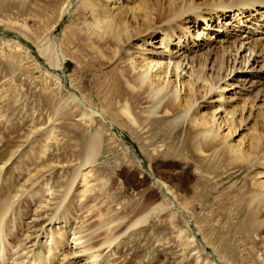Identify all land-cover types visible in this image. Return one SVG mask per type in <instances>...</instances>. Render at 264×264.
I'll use <instances>...</instances> for the list:
<instances>
[{
    "label": "bare ground",
    "instance_id": "obj_1",
    "mask_svg": "<svg viewBox=\"0 0 264 264\" xmlns=\"http://www.w3.org/2000/svg\"><path fill=\"white\" fill-rule=\"evenodd\" d=\"M13 1L16 4L19 2L24 4L28 0ZM255 5H264V0H236L231 3L218 1L207 7L188 4L186 0H168L167 4L160 0L80 1L77 8L72 11L75 27L68 28L70 37L66 38V35H63V41L47 45L42 52L46 53L51 66L61 67L64 57L68 55L63 53V44L67 48L76 45L87 51V57L92 63L97 62L99 68L110 66L109 71L97 78L96 89L92 90L96 91V94L82 95L85 104L82 105L78 99L73 104L67 103L65 107L68 108L58 113L62 120L64 117H71L74 122L71 124L76 127L82 123L91 126L95 118L100 117L101 128L91 133L84 145L79 163V167L82 168H76L60 185L58 179L42 178L43 181L38 182L29 176L31 172H34V175L39 174L45 166L46 160L43 158L48 149L47 141L44 142L45 145L39 144L32 156L27 157L28 162L24 164L23 171L30 172L23 177L24 180L20 182L19 179L16 182V179H13V185H6L3 190H1L3 173L20 148L12 151L10 155L3 157L0 155V236L9 237V241L17 247L16 251L14 249L15 254L21 255L24 251L14 264H59L58 255L67 259L68 264L76 261L80 264H113L112 252H109L122 246L124 243L122 237L127 236L124 233L148 224L157 211L169 210L165 213L169 226L174 228L179 225V208L173 205L170 188L160 181L156 184L164 191L161 201L145 205L124 231L121 232L122 227L116 216L103 217L94 226L87 223L89 216L91 217V206H88L85 196L89 191L90 170L82 172V169L96 162L103 142L102 130L106 131V126L113 127L114 124H118L127 127L136 138H142V148L149 147L152 142L154 144L156 139L161 138V144L153 147L150 156L154 160L159 157L176 158L185 163V172L188 175H195L199 186L193 201L179 202V205L190 214H193L191 205L196 199L205 201L216 189V184L222 181L221 170L224 172L226 166H229V170L232 167L242 169L247 166L255 171L259 164H264V110L260 113L261 127L258 130L252 128V142L246 146L243 141L238 143L229 141L236 132V123L245 120L242 116L239 119L235 118L237 110L232 100L236 91L231 93L232 97L229 96L228 93L233 89L230 86L239 87L238 93H243L253 89L259 81L256 80L257 77L252 79L248 75L250 71H243L244 78L234 80L233 77H229L230 74L220 75L219 71L215 74L213 71L211 74V68L206 70V61L212 48H209L208 41L211 35L203 31L212 27L216 17L217 24H221L219 28L224 27L222 31L224 42L232 45L230 51H235L233 62L236 60V53L242 49L249 52L242 55L244 66L251 63L254 52L253 59L258 56L264 58V50H255L256 43L260 41L253 43V46L251 35L241 38L240 34L230 41L227 38L229 30L226 25L231 22L228 19L220 20L230 12L231 19L235 20L234 27L247 28L246 23L240 24L244 22L243 17L248 16L245 13L254 15ZM103 6L108 7L103 9ZM59 16L61 15H58V18ZM200 21L204 23L201 28L197 27L194 30L190 41L186 35L190 33L188 24L196 25ZM257 28L254 27L255 30ZM153 42H159L163 46L162 50L145 47ZM220 45L222 51L226 48L228 50L227 45ZM78 47L77 49L81 50ZM194 47L199 49L208 47L204 53L206 54L203 57L204 62H198L197 55L189 56ZM70 56L75 59L74 56ZM248 67L253 71L252 63ZM220 68L218 67V70ZM230 71L233 72V69L230 68ZM221 81L225 82L221 87L223 90L217 91ZM73 87L81 90V93L84 92L82 86L76 83ZM94 95L100 97V109H95L97 106L91 99ZM71 98L72 101L76 100L72 96ZM57 101L49 100L48 105L58 108L63 101L61 98ZM184 125L185 134L182 137L178 134L182 133L183 127L180 126ZM40 160L42 161L37 164ZM125 173L130 177L129 168ZM259 173L263 177L264 168ZM34 185L36 187L33 189ZM56 187H63L58 201L51 209L42 208L44 206L41 205V197L56 192ZM26 191L29 192L28 203L37 204L40 212L32 226L28 228L32 229L28 230L25 239L19 241L13 234L16 217L10 218L8 214L13 210L15 199L20 198ZM74 192L75 197L79 199L77 204L73 203ZM232 196L234 198L226 202L227 208L216 211L214 217L222 216L221 220L227 223L229 232L235 228L236 221L240 228L248 227L257 235H264V182L255 181L252 186L244 187L240 195ZM242 214L244 215L240 220ZM182 218L187 220L185 217ZM194 218L200 223L195 215ZM3 227H6V231ZM198 227L203 231L202 225ZM99 232L105 235L100 243L96 244ZM40 234L45 236L44 241H36ZM122 234L124 235L120 237ZM217 234L220 236L219 243L223 242L221 245L223 247L218 250L221 259L226 257L224 252L227 244L224 245L223 236L219 232ZM182 235H186V243L190 248L194 243L193 235L186 232ZM5 246L0 243V264L6 263L7 248L10 250V247ZM232 261L236 262V259L232 257ZM204 264L224 263L218 261Z\"/></svg>",
    "mask_w": 264,
    "mask_h": 264
},
{
    "label": "rangeland",
    "instance_id": "obj_2",
    "mask_svg": "<svg viewBox=\"0 0 264 264\" xmlns=\"http://www.w3.org/2000/svg\"><path fill=\"white\" fill-rule=\"evenodd\" d=\"M80 1L28 0L24 4L20 2L16 4L13 0H0V155L2 157L10 155L12 151L20 148L12 163L3 173L4 181L1 190L6 185H13V179H16V182L19 179L20 182L24 180L23 177L30 172L23 171L24 164L28 162L27 157L32 156L37 146L41 143L43 145L45 141L48 142L47 153L43 158L46 164L44 163L45 166L39 174L34 175V172H31L29 176L38 182L46 178L58 179L60 185L79 167L83 148L90 134L101 128L100 117L95 118L91 126L82 123L76 127L71 124L74 123L71 117H64L62 120L58 113L66 110L68 106L65 107V105L69 102L73 104L79 99L81 104H85L82 95L96 94V91L92 92V90L96 89L97 78L109 71L110 66L99 68L97 62L92 63L87 57V51L76 45L67 48L63 44V53H68V55L64 57L61 67L51 66L46 53L42 52L47 45L63 41V35H66V38L70 37L68 28L75 27L72 11L77 8ZM160 1L163 4L168 2V0ZM218 1L219 3H231L236 0H186L188 4L200 7L212 6ZM106 8L103 6V9ZM262 11H264V5H255L254 15L245 13L248 16L243 17L244 22L240 25L246 23L247 28L245 26L234 27L235 20L231 19L230 12L227 13L228 18L225 16L220 19H228L231 22L226 25L229 30L227 38L233 41L239 34L241 38L251 35L252 45L260 41L256 43L259 47L256 45L255 50H264V12ZM58 15L61 16L58 18ZM203 23L200 21L196 25L188 24L190 33L186 35L190 41L191 37L193 38L191 34L195 33L194 30L197 27L201 28ZM220 26L221 24H217V19L214 17L212 27L203 30L211 35L208 41H210L209 48H212L209 59L206 61V70L211 68V74L213 71L214 74L217 71L220 75L230 74L229 77H233L234 80L244 78L245 72L243 71H250L248 75L252 79L257 77L256 80L259 81L248 92L238 93L239 87L230 86L233 89L228 93L232 97L231 93L236 91L232 100L237 110L235 118L245 117L244 121L236 123V132L229 138V141L231 143L243 141V144L247 146L252 142V128L258 130L261 127L260 113L264 110V58L258 56L253 59L255 52L253 53L250 60L253 66L252 71L248 67L251 63L246 64V67L243 64L242 55L249 52L242 49L236 53V60L233 62L235 51H230L232 45L224 42L222 37L224 27L219 28ZM254 27H258L257 30ZM220 44L227 45L228 50L226 48L222 51ZM145 47L162 50L163 46L159 42H153ZM207 49L208 47L201 49L194 47L189 56L197 55L196 60L204 62L203 57L206 56L204 53ZM218 67H221L220 70ZM74 83L82 86L84 92L81 93V90L74 89ZM224 84L225 82L221 81L217 91L223 90L221 87ZM71 96L76 100L72 101ZM60 98L63 101L60 107L54 108L48 105L49 100L58 102L57 99ZM91 99L97 106L95 109H100V97L94 95ZM244 99L247 101L245 102ZM201 109L206 110V108ZM56 110L58 111L54 113ZM126 124L129 125V123ZM180 127H183V131L179 130L182 133L178 135L183 137L185 125ZM50 130L52 134L49 133ZM102 139L101 152L96 162L82 169V172L90 170L88 173L89 191L85 196L88 206H91V217L89 216L87 223L94 226L103 217L116 216L122 227L121 232L124 231L145 205L161 201L164 191L157 186L158 181L167 184L170 188L173 205L175 204L180 212V223L174 228L168 224V216L165 213L169 210L166 209L168 211H157L148 224L125 232L127 236L122 234L120 236H123L122 246L117 249L113 248L109 252H112L113 264H204V262L217 263L218 261L224 264H264L263 234L257 235L248 227L240 228L235 219V228L229 232L227 223L221 220L222 216L214 217L216 211L227 208L226 202L234 198L231 195H240L244 187L252 186L255 181L264 182V174L262 177L259 173L263 170L264 164H259L255 171L247 166L242 169L232 167L230 170L229 166H226L227 169L225 168L224 172L221 170L222 181L216 184V189L208 195L205 201L196 199L191 205L193 208L191 211L200 221L198 223L193 214L188 213L179 205V202L184 200L193 201L199 189L196 176L185 172V163L182 160L162 159L161 157L154 160L150 156L153 147L161 144V138L156 139L155 143L152 142L149 147L142 148V138H136V135L132 134L127 127L114 124L113 127L106 126V131L102 130ZM129 165L132 167H128ZM79 168L81 169L82 166ZM127 168L130 171V177L126 176ZM63 187H56V192L52 194H44L41 197V205L44 206L42 208L54 207ZM28 199L29 192L26 191L20 198L15 199L13 210L8 214L10 218L16 217L17 224L13 223V234L16 238L18 237L19 241L25 239L28 230L32 229L28 228L32 226L36 215L40 212L37 204H29ZM72 199H74L73 203L79 202V199L75 197V192ZM243 215L239 217L240 220ZM182 217L187 220H183ZM198 225H202L203 231L199 230ZM3 230L6 231V227H3ZM183 232L193 235L194 243L190 248L186 243V235H182ZM218 232L224 238V245L227 244L226 252H224L226 257H221V259L218 250L223 247L221 246L223 242L219 243ZM104 235L103 232L98 233L96 244L100 243ZM44 239L45 236L40 234L36 241H44ZM0 243L10 247V250L7 248L6 251L8 256H5V264H14L24 253V251L21 255L14 253L17 247L13 246L14 243L9 241L8 236H0ZM232 257L236 259V262L232 261ZM57 259L59 264H68L67 259L62 255H58Z\"/></svg>",
    "mask_w": 264,
    "mask_h": 264
}]
</instances>
